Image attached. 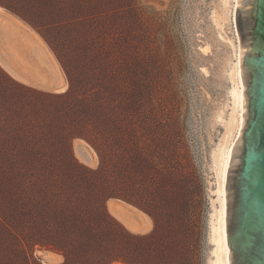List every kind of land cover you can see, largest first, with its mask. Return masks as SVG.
I'll list each match as a JSON object with an SVG mask.
<instances>
[{
	"label": "rangeland",
	"instance_id": "rangeland-1",
	"mask_svg": "<svg viewBox=\"0 0 264 264\" xmlns=\"http://www.w3.org/2000/svg\"><path fill=\"white\" fill-rule=\"evenodd\" d=\"M0 6L20 26L0 49V264H44L42 249L70 252L69 264H103L73 250L101 236L135 261L152 252L142 238L156 225L127 232L107 213L110 198L159 215L171 264H211L213 163L230 125L239 44L225 0ZM71 54L90 66L93 90L24 88L33 66L50 69L45 57L70 82L63 62Z\"/></svg>",
	"mask_w": 264,
	"mask_h": 264
},
{
	"label": "water",
	"instance_id": "water-1",
	"mask_svg": "<svg viewBox=\"0 0 264 264\" xmlns=\"http://www.w3.org/2000/svg\"><path fill=\"white\" fill-rule=\"evenodd\" d=\"M235 20L244 93L225 186L229 261L264 264V0H238Z\"/></svg>",
	"mask_w": 264,
	"mask_h": 264
},
{
	"label": "bare ground",
	"instance_id": "bare-ground-1",
	"mask_svg": "<svg viewBox=\"0 0 264 264\" xmlns=\"http://www.w3.org/2000/svg\"><path fill=\"white\" fill-rule=\"evenodd\" d=\"M225 3L228 7V17L226 19L229 23H231V25H235V13L238 7V0H225ZM20 23L22 26L26 27L28 31L34 33L29 27L25 26V24H23L22 22ZM234 32H236V30ZM236 34V39L238 40L239 44L237 45V48L235 47V59L233 60L229 70L231 83L228 92L231 100L232 114L230 116V125L226 126L224 137L222 141H220V144L217 146V152L213 163L215 165V177L213 182L214 187L212 188V190H210L212 195V211L210 216V241L213 247L211 264H230V248L228 245L226 228L227 204L225 197V186L229 167L230 151L238 142L240 138V132L243 127L244 93V84L240 71V37L237 32ZM34 35L36 36V34ZM40 40L39 42H41ZM51 59L55 70L58 72L59 68L57 62L52 57ZM55 92H66V86H59ZM77 156L82 163L87 165H93L90 160L84 157L80 152H77ZM108 205L110 212L114 214L121 222L126 225L129 230L133 231L134 233L144 232L149 227L148 224L140 225L138 223H134L135 221H130L127 217V213L122 210L121 206L118 207L117 210L111 201H109ZM37 255L44 264H61L63 261V259L61 258V254L53 252L51 250L42 249L41 251L37 252Z\"/></svg>",
	"mask_w": 264,
	"mask_h": 264
},
{
	"label": "trees",
	"instance_id": "trees-1",
	"mask_svg": "<svg viewBox=\"0 0 264 264\" xmlns=\"http://www.w3.org/2000/svg\"><path fill=\"white\" fill-rule=\"evenodd\" d=\"M9 10V9H8ZM75 55H69L71 61L63 62V65L66 69L67 75L70 79L69 89L72 91L77 88H91L93 90V80H92V71L90 66L86 63L84 65H78ZM75 64V65H73ZM23 87V86H22ZM26 89H31L24 87ZM42 93V92H41ZM67 93V92H65ZM108 201V200H107ZM107 209V208H106ZM108 213V212H107ZM148 216L154 221L156 229L154 233L150 236L142 238L144 241H152L155 244V248L150 253H145V256L142 255L137 261L133 259L131 253L127 248L122 246L121 242L114 241L113 239L103 240V236L96 239H91L94 241L89 242L88 244H80L78 248H73L74 252L79 254L80 257H90L94 262L103 263V264H113L115 262H121L123 264H171L174 258V252L172 248L164 245L162 239V225H159V215H156L152 212H145ZM109 214V213H108ZM155 227V226H154ZM127 232H129L127 230ZM131 233V232H129ZM134 234V233H131ZM141 235V234H134ZM126 237H123L121 240H124ZM69 246H73L69 244ZM68 247V246H67ZM70 252L64 251L65 261L62 264H69L70 262Z\"/></svg>",
	"mask_w": 264,
	"mask_h": 264
},
{
	"label": "crops",
	"instance_id": "crops-1",
	"mask_svg": "<svg viewBox=\"0 0 264 264\" xmlns=\"http://www.w3.org/2000/svg\"><path fill=\"white\" fill-rule=\"evenodd\" d=\"M19 20V17L8 10L7 8L0 6V49L5 48L7 40L12 41V37L14 33L19 32L20 26L18 25L17 21ZM51 52V51H50ZM52 53V52H51ZM47 59V64L50 69H44L43 71H39L36 67L33 66V73L32 75H24L22 76L29 84L25 85L29 88L37 89L43 93H55V90L58 89L59 86L65 87L66 91L69 89V82L67 77L65 76L63 70H61L58 62V72L55 71L54 67L51 65L49 59ZM55 58V57H54ZM56 60V59H55ZM62 80V81H61ZM63 82V84H62ZM109 201L112 202V204L115 206V208L118 210V207H122V210H124L127 213V217L130 221L134 223H138L140 225L142 224H148V228L140 233H148L151 231L152 226L154 229V221L150 216H148L145 212L139 210L138 208L132 206L131 204L124 202L122 200L116 199V198H110L106 203L107 212L110 214L109 211ZM124 208V209H123ZM112 217V216H111ZM132 219V220H131ZM125 229L128 230L131 233H134L130 231L125 225ZM152 229V230H153ZM137 234V233H134ZM61 258L63 259L62 263L65 261V258L63 255H61ZM61 263V264H62Z\"/></svg>",
	"mask_w": 264,
	"mask_h": 264
}]
</instances>
